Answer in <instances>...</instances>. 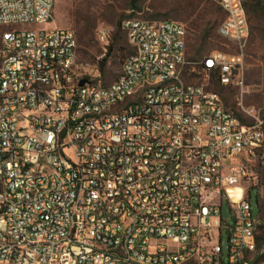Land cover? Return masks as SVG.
I'll return each mask as SVG.
<instances>
[{
	"label": "built area",
	"instance_id": "1",
	"mask_svg": "<svg viewBox=\"0 0 264 264\" xmlns=\"http://www.w3.org/2000/svg\"><path fill=\"white\" fill-rule=\"evenodd\" d=\"M213 1L237 53L200 69L243 85V1ZM55 3L0 0V264H264L245 186L264 166L261 111L187 84L188 32L170 20L123 22L131 52L103 85L76 33L46 27Z\"/></svg>",
	"mask_w": 264,
	"mask_h": 264
},
{
	"label": "rangeland",
	"instance_id": "2",
	"mask_svg": "<svg viewBox=\"0 0 264 264\" xmlns=\"http://www.w3.org/2000/svg\"><path fill=\"white\" fill-rule=\"evenodd\" d=\"M224 17L219 4L213 0H56L53 20L46 27L72 29L78 38V62L108 86L119 77L122 61L131 52L122 30L123 22L129 19L180 22L188 32L184 81L203 85L208 91L219 94L225 107L238 117L249 107L260 110L264 117V13L254 9L248 12L250 34L244 47L243 85L221 86L213 74L200 69L202 60L214 52L237 53V48L218 34ZM102 27L110 31L108 42L98 37ZM15 28L36 29L37 26H8L3 30ZM207 33L209 36L205 38ZM81 35L85 37L84 43H81ZM110 48L113 51L108 56ZM102 61L106 62L103 73L99 70ZM245 186L252 187L253 213L259 219L258 236L263 238L264 166L256 167L254 178ZM222 216H229L227 203L223 204ZM223 242L226 249V235Z\"/></svg>",
	"mask_w": 264,
	"mask_h": 264
},
{
	"label": "trees",
	"instance_id": "3",
	"mask_svg": "<svg viewBox=\"0 0 264 264\" xmlns=\"http://www.w3.org/2000/svg\"><path fill=\"white\" fill-rule=\"evenodd\" d=\"M242 1H243L245 10H246L247 16H248V12H250V10H253V9L261 13H264V0H242ZM208 36H209V33L205 35V38H207ZM84 38H85L84 35H81V43H84ZM112 51H113L112 48H110L108 51V56L112 54ZM105 67H106V62L105 61L100 62L99 70L101 73L104 72ZM258 240L261 244L264 243V237L260 238L258 236Z\"/></svg>",
	"mask_w": 264,
	"mask_h": 264
},
{
	"label": "water",
	"instance_id": "4",
	"mask_svg": "<svg viewBox=\"0 0 264 264\" xmlns=\"http://www.w3.org/2000/svg\"><path fill=\"white\" fill-rule=\"evenodd\" d=\"M84 83H85L84 81H83V82H81V85L83 86V85H84Z\"/></svg>",
	"mask_w": 264,
	"mask_h": 264
}]
</instances>
